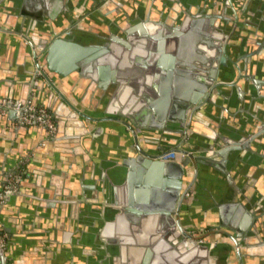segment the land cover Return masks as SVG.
<instances>
[{
  "label": "crops",
  "instance_id": "0c3cea01",
  "mask_svg": "<svg viewBox=\"0 0 264 264\" xmlns=\"http://www.w3.org/2000/svg\"><path fill=\"white\" fill-rule=\"evenodd\" d=\"M97 1L64 0V7L68 12L72 8L97 11L100 5ZM106 1L99 8L101 12L88 19L84 29L72 32V40L80 48L95 50L78 58V69L62 80L57 79L69 101L95 120L87 121L80 115L77 119L103 127V133L93 136L90 131L79 130L72 119L62 116L55 117L59 136L50 137L42 126L22 127L16 120L10 122L7 115L0 114V190L8 172H23L19 190L0 207V231L8 233L5 251L10 264H91L95 261L91 251L96 250L95 255H99V249H105L101 256L112 264L120 258L122 246L128 247L135 263L185 264L181 254L167 245L169 241L164 234L158 235L159 216L138 223L142 231L140 239L147 244L131 242L133 234L121 232L126 228L132 230L136 225L130 221L123 227L119 215L127 213L125 202L132 197L135 205L140 200L152 209L147 210L149 213L160 214L159 208L167 203L176 176L168 175L165 170L144 167L135 160L134 134L125 124L116 121L114 118L119 116L112 113L118 109L113 101L121 103L125 83L102 78L104 70L116 64L115 70L122 71L120 77L129 80L128 83L141 81L139 86L143 92L152 94L154 89L159 93L155 88L158 84L144 76L139 78L138 72L130 73L128 66L122 69L119 63L127 53L162 54L157 52L158 45L172 36L167 30L172 28L165 25L164 29L155 30L152 24L164 19L158 11L159 1ZM216 1L208 0L207 4L214 6ZM25 2L28 5L25 6ZM23 7L32 14L41 12L44 17L33 30L39 41L41 37L50 36L54 27L50 12H57L56 19L62 25L71 21L62 9L57 10L54 0H4L0 10L5 11L6 21L7 18L32 20L30 16H21ZM248 13L250 18L243 24L231 20V44L238 56L250 58V79H244L238 86H221L222 93L215 101L203 104V113L188 130L196 135L197 147L209 144L214 138H229L236 130L248 133L261 126L264 128V0L249 6ZM3 27L13 28L11 25ZM43 47L38 46L40 50ZM31 52L32 47L18 33L0 30V98L27 97L26 101L33 103L46 98L45 91L33 84ZM96 53L98 57H94ZM44 55L40 61L45 66ZM51 90L50 101H55L60 112L64 110L63 104L71 108ZM111 103L115 108H109ZM135 129L140 134V128ZM232 157L226 162L228 172L225 173L204 166L191 189V196L182 206L181 219L186 230L201 236L209 231L207 227L219 224L223 218L227 225H237L241 216L252 213L244 220L246 230L241 242L246 258L244 264H264V130L258 143ZM110 159L117 162L114 180L102 172ZM175 160L181 162L182 156ZM189 167L182 181L183 189L194 176L193 167L190 164ZM136 210L138 212V208ZM204 238L208 245H219L206 264H237L231 247L234 243L228 236L214 233ZM151 245L159 246L158 250ZM229 247L232 254L227 262L225 253ZM190 264L202 263L195 257L190 259Z\"/></svg>",
  "mask_w": 264,
  "mask_h": 264
},
{
  "label": "water",
  "instance_id": "95a60500",
  "mask_svg": "<svg viewBox=\"0 0 264 264\" xmlns=\"http://www.w3.org/2000/svg\"><path fill=\"white\" fill-rule=\"evenodd\" d=\"M156 1H159L158 11L164 19L152 23L155 26V30H162L167 25L172 28V30H167L173 33L172 36L159 43L157 52L163 53L160 55L156 52L147 53L146 51H139L136 54L133 52L127 53L121 58L119 67L123 69L128 66L127 71L129 70L130 73L135 74L138 72L140 73L139 78L144 76L156 86L157 84L161 85L160 87H155L159 90V93L154 89L152 94L143 92V89L139 86L141 81H132L131 84L135 88L132 87L127 82L129 80L120 77L122 71L115 70L116 64H112L113 66L111 67L108 66L109 68L104 70L102 78L104 81L125 83L120 98L121 103L113 101L118 109H114L112 113L119 116L114 118L116 121L125 124L134 134L133 157L135 160L144 167L159 169L160 171L165 170L168 175H175L176 179L172 182L167 203L159 208L160 214L152 215V213L147 211L151 208L140 200H137L138 202L135 205L132 197H130V200L125 202L127 213H122L119 216L123 221V227L127 226L130 221L136 223V225L133 226L132 230L126 228L121 232L133 234L130 238L132 239L131 242L137 240L139 243L147 244L140 239L142 231L138 223L140 221L141 223H146L151 217L159 216L158 235L164 234V237L169 241L167 245L175 250L176 254H181L185 264H190V259L195 257H198L202 264H206L211 259L218 251L216 247L219 245L217 244L213 247L197 240L214 233L224 234L232 240L234 246L231 247L238 260L237 264H244L246 258H244L241 245V242L244 241L246 230L244 220L248 219L252 213H250L251 215L249 213L242 214V219L237 225H227L223 218L219 224L207 227L209 231L204 235L193 236L190 231L184 228L181 219V209L187 198L191 196V189L196 183L199 173L203 171L204 166L212 167L225 173L228 168L226 162H229L233 158L232 156L238 155L249 148L253 143H258L260 134L264 130L263 126L258 127L254 132L248 133L236 130L229 138H214L203 147H197L196 135L188 131L192 127V122L197 120L199 115L203 113V104L214 102L216 96L222 93L220 91L221 86L226 84L238 86L244 79H250L251 73H249L248 64L250 58L245 57V55L243 57L238 56L231 44V20L236 19L242 23L249 19V6L259 4L260 0H217L214 6L207 4L208 0ZM3 2L4 0H0V9ZM54 2L57 10L58 8L62 9L64 15L70 17L71 21L67 25L63 24V26L56 19L55 14L57 12H50L49 18L54 23L50 36L41 37L40 41L35 38L33 30L37 28L39 21H44V17L41 16V12L32 14L25 10L24 7L28 5L27 2H25V6L21 10V16H30L32 20L19 18L13 21L7 18L6 21L4 17L5 11L0 10L1 22H4L5 26H13V28L3 27L4 25L0 24V30L8 33H18L32 47V52L29 53L32 61L40 59L41 55L45 54V66L41 63L45 75L39 76L34 67L33 84L45 91L46 98L41 102L35 101V104L48 107L54 112L55 117L64 116L72 119L74 125L80 128L79 130L90 131L93 136H99L103 133L104 128L77 119V115H80L87 121L95 120L69 101L60 90L57 79L62 80L70 72L78 69V58H81L87 51L95 50V48L86 50L80 48L78 44L73 42L72 32L84 29L88 19L94 14H99L101 12L99 8L105 5L107 1L98 0L96 4L99 3L100 5L96 7L97 9L95 10L97 11H94V9L77 11L72 8L71 12L66 11L64 0H54ZM195 33L200 34L195 36ZM42 45L44 47L40 50L38 46ZM98 54L96 53L94 57H98ZM26 67H28L27 64ZM125 73L127 74V72ZM165 83H168V85L163 87ZM51 89H54L58 96L64 98L71 108L63 104L64 110L61 113L55 106V101L53 103L50 101ZM133 89H135L134 94H132ZM5 98L21 102L27 100V97L15 99L8 95L7 97H1L0 102ZM109 108H115L113 103L110 104ZM5 115H7L8 121L15 122L16 116L13 111H9ZM13 117L14 120H12ZM21 126L24 127L25 125ZM145 126L146 128L149 127L150 130H152L151 128H155V130H152L153 133H151L152 131L147 130ZM137 127L140 128V134L135 129ZM58 136L59 130L57 131ZM156 140L159 141L158 144L155 143ZM154 151L177 152V157L181 155L182 161L159 159L155 155L156 153H153ZM116 164L115 160L110 159L103 166L104 170H102L113 180L117 171ZM189 164L194 169V176L189 185L183 189L182 181L187 171H189ZM187 192H190L188 197H186ZM13 195L9 196L7 201ZM225 204H222V207ZM136 208H138V212H136ZM130 210L134 212L132 213ZM143 210H145V213H143ZM119 212H122V209L119 208ZM224 227L230 229L233 233ZM158 247L157 245L152 246L155 251L158 250ZM127 248V246L120 248V258L112 264H148V262L135 263V260L131 259V253ZM129 248L131 249V247ZM104 250L99 249V255H95L94 251L96 252V250L91 251L92 257L95 259L91 264H109L101 256ZM231 254L232 251L229 247L228 253H225L227 262ZM0 264H10L5 248L1 245Z\"/></svg>",
  "mask_w": 264,
  "mask_h": 264
},
{
  "label": "built area",
  "instance_id": "2783aa9c",
  "mask_svg": "<svg viewBox=\"0 0 264 264\" xmlns=\"http://www.w3.org/2000/svg\"><path fill=\"white\" fill-rule=\"evenodd\" d=\"M35 71L39 76H44L45 72L41 64L40 59H35L33 61ZM9 111H13L16 116V121L21 125L26 126H42L44 127L50 137H55L57 135L58 126L54 114L46 106L37 105L31 100L21 102L10 99H3L0 102V113L5 115ZM159 159L169 160L176 159L177 152H164L161 151L156 153ZM184 156V154H182ZM23 172L21 171H10L7 174V180L0 190V207L6 202L7 198L19 190L20 181ZM190 196V192H187L186 197ZM195 236L194 234H192ZM8 233L5 231H0V245L5 248ZM200 243H206L205 238L197 240Z\"/></svg>",
  "mask_w": 264,
  "mask_h": 264
}]
</instances>
